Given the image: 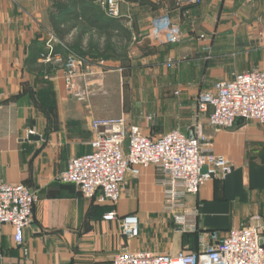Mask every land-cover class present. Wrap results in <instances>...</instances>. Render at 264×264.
<instances>
[{"label": "crops", "instance_id": "1", "mask_svg": "<svg viewBox=\"0 0 264 264\" xmlns=\"http://www.w3.org/2000/svg\"><path fill=\"white\" fill-rule=\"evenodd\" d=\"M46 4L0 0V182L23 184L39 195L22 247L14 244L12 227H0V264H110L125 251L197 252L202 234L216 243L231 229L256 224L254 217L264 226V125L239 121L230 131L213 129L196 107L198 93L216 82L264 71V0H172L148 11L139 2L120 21L122 36L90 32L89 43L90 33L71 37L78 28L59 40ZM162 14L179 26L178 44L151 37L150 22ZM34 44L43 53L47 44L60 45L61 53L82 52L76 54L85 63L81 99L66 95L61 63L38 59L37 68H51L42 77L35 66H25ZM66 54L55 61H65ZM41 87L53 95V112L35 94ZM121 115L154 139L173 129L192 136L200 125L215 153L233 163L227 177L207 181L184 200L195 231L181 232L165 211L155 167L127 176L115 205L86 199L75 186L58 182L70 158L91 151V121ZM30 133L39 140H29ZM112 210L119 219H138L137 237L125 238L119 221L102 219ZM261 237L264 247V231Z\"/></svg>", "mask_w": 264, "mask_h": 264}, {"label": "built area", "instance_id": "2", "mask_svg": "<svg viewBox=\"0 0 264 264\" xmlns=\"http://www.w3.org/2000/svg\"><path fill=\"white\" fill-rule=\"evenodd\" d=\"M119 1L102 0V9L108 18H120ZM150 33L161 45H175L181 39L179 26L168 14L151 20ZM50 48L49 55L41 59L45 62L59 60L53 47ZM83 69L84 60L69 53L63 66L64 90L68 97L81 99L79 81ZM196 107L198 115H207L208 125L213 129L230 131L239 121L264 125V71L235 73L227 80L216 82L211 89L198 93ZM90 128L91 151L70 158L66 169L58 175V182L75 186L86 199L95 198L99 204L115 205L127 176L139 177L143 169L155 167L160 173L159 184L164 189L165 211L173 216L181 232L195 231L192 214L184 200L197 195L207 181L224 179L234 169L228 158L215 153L200 125L192 136L173 129L155 139L144 134L139 126L127 125L123 115L93 119ZM38 201L39 195L25 185L0 182V227H12L13 242L18 247L24 244V231L32 223L33 209ZM102 219L119 221L125 238H135L139 234L138 219L134 216L119 219L112 210ZM254 220L256 224L231 229L216 243L200 235L197 252L185 249L176 254L125 251L117 254L110 264H264L261 244L264 226L259 217Z\"/></svg>", "mask_w": 264, "mask_h": 264}, {"label": "trees", "instance_id": "3", "mask_svg": "<svg viewBox=\"0 0 264 264\" xmlns=\"http://www.w3.org/2000/svg\"><path fill=\"white\" fill-rule=\"evenodd\" d=\"M49 1L53 8V11L49 14V21L56 37L61 41L75 28H82L80 37L90 32H95L106 38H110L113 32H115L117 36L123 35V28L120 23L122 19H110L100 15L95 6L96 0ZM61 52L62 48L60 45H57L53 49V53ZM43 56H45L44 53L39 50L35 44L31 45L29 56L25 60V66L28 68L35 66L36 68L34 71L38 72L43 70V68L37 69V61ZM50 69V67L46 68V70Z\"/></svg>", "mask_w": 264, "mask_h": 264}, {"label": "rangeland", "instance_id": "4", "mask_svg": "<svg viewBox=\"0 0 264 264\" xmlns=\"http://www.w3.org/2000/svg\"><path fill=\"white\" fill-rule=\"evenodd\" d=\"M101 2H102V0H96L95 1V6L97 8V12L100 15H102L103 17H107L105 15L103 9H102V3ZM139 2H143V3L148 5V8L145 9L146 11H148L149 9L161 8V7H165V6L168 7V6H170L172 4V0H120L119 1V9H120V18L119 19H122V20L126 19L124 15H128L127 9L130 7V5H136V4H139ZM45 8H46L45 9V15L48 18V15L50 14V12L53 11L52 5H51L49 0H47V4H46ZM143 14H145V13H143ZM81 30H82V28H78L76 30L75 34H73V36H71V37L73 39H75L76 37L79 38ZM90 36H91V33L85 36V38L87 39L88 43L91 41V39H90L91 37ZM50 47H51V45H48V44L45 46V48H44L45 49L44 50L45 51L44 52L45 56L49 55V53L51 51ZM103 49H104V53H102V54L103 55H107L108 54L107 53V47L104 46ZM69 51L70 52H67V51L64 50V52H66L67 54L63 52V53H61V55H59V54H57V55L62 57V56H64L63 54H66L65 56L67 57L69 53H74V54H78L79 56H83V55H81L82 52H80L81 53L80 54V53L76 52L75 50H73L71 48L69 49ZM66 57H65V59H66ZM60 61H62V59ZM64 62L65 61H63V62L55 61V59L51 60V63H52V65L54 67H58V65H60V63H61V65L64 66ZM40 65L41 66H38L37 69H41V67L43 68V70L38 72L39 77H42V73L46 70V68H44V66H43L44 64L40 63ZM47 88H49V86H45V89H47ZM35 94L38 96V99L42 102V104L49 105V108H51V111L53 112V105L54 104H53V100H51L52 97H53L52 93H50L48 90L45 91L44 88L41 87L40 90H36L35 91Z\"/></svg>", "mask_w": 264, "mask_h": 264}, {"label": "water", "instance_id": "5", "mask_svg": "<svg viewBox=\"0 0 264 264\" xmlns=\"http://www.w3.org/2000/svg\"><path fill=\"white\" fill-rule=\"evenodd\" d=\"M39 138L40 137L38 135H35L33 133H30L29 136H28L29 140H39ZM202 172H205V169H203ZM261 244H262V241H261Z\"/></svg>", "mask_w": 264, "mask_h": 264}]
</instances>
